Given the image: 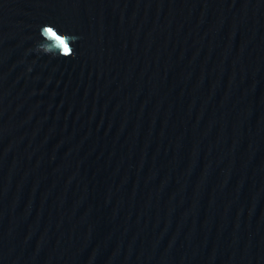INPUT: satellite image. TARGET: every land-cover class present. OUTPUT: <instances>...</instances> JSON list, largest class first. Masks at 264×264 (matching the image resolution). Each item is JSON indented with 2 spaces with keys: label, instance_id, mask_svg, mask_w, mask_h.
I'll list each match as a JSON object with an SVG mask.
<instances>
[{
  "label": "water",
  "instance_id": "obj_1",
  "mask_svg": "<svg viewBox=\"0 0 264 264\" xmlns=\"http://www.w3.org/2000/svg\"><path fill=\"white\" fill-rule=\"evenodd\" d=\"M0 264H264V0H0Z\"/></svg>",
  "mask_w": 264,
  "mask_h": 264
},
{
  "label": "clouds",
  "instance_id": "obj_2",
  "mask_svg": "<svg viewBox=\"0 0 264 264\" xmlns=\"http://www.w3.org/2000/svg\"><path fill=\"white\" fill-rule=\"evenodd\" d=\"M39 35L41 37L40 42L30 51L65 60L75 57L73 44L77 42L79 37L67 33L62 34L56 27L49 24H45L40 28Z\"/></svg>",
  "mask_w": 264,
  "mask_h": 264
}]
</instances>
